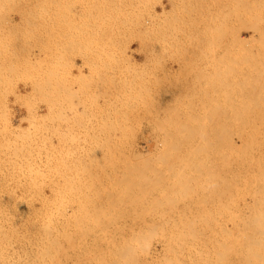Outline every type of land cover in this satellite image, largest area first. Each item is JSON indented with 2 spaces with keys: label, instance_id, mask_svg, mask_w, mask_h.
I'll use <instances>...</instances> for the list:
<instances>
[{
  "label": "rangeland",
  "instance_id": "1",
  "mask_svg": "<svg viewBox=\"0 0 264 264\" xmlns=\"http://www.w3.org/2000/svg\"><path fill=\"white\" fill-rule=\"evenodd\" d=\"M243 120L264 122V0H0V264H109L116 247L130 252L131 264H163L175 254L180 261L169 264H264V230L257 233L264 223L244 216L250 213L243 205L261 188H250L254 173L249 186L238 182L237 197L246 201L231 207L234 225L228 204L218 208L224 216L211 214L219 211L211 191L233 179L225 173L227 187L210 130L219 134L221 123ZM97 155L93 166L98 158L90 164V156ZM261 192L254 202L262 205L250 208L257 217H264ZM176 244L183 246L173 253Z\"/></svg>",
  "mask_w": 264,
  "mask_h": 264
},
{
  "label": "bare ground",
  "instance_id": "2",
  "mask_svg": "<svg viewBox=\"0 0 264 264\" xmlns=\"http://www.w3.org/2000/svg\"><path fill=\"white\" fill-rule=\"evenodd\" d=\"M85 10V9H84ZM128 12V11H127ZM83 13H85V12H83ZM26 14H28V13H26ZM33 14H34V12H33ZM40 14V13H39ZM43 14V13H42ZM41 14V15H42ZM47 14V13H46ZM53 14V13H52ZM68 14V13H67ZM69 14H70V12H69ZM87 14V13H86ZM167 14V13H166ZM49 15V14H48ZM55 15H56V13H55ZM60 15V14H59ZM58 15V16H59ZM28 16H30V15H28ZM37 16V15H36ZM52 16V15H51ZM64 16V15H63ZM79 16V15H78ZM77 16V17H78ZM162 16H163V14H162ZM31 18L33 17V16H30ZM68 16H66V18H67ZM28 18V17H27ZM51 18V17H50ZM60 18V17H59ZM65 18V17H64ZM63 18V19H64ZM33 19H34V17H33ZM36 19V18H35ZM34 19V20H35ZM39 19V18H38ZM43 19V18H42ZM46 19H48L47 17H46ZM68 19V18H67ZM162 19V18H161ZM29 20V19H28ZM51 20V19H50ZM37 21V20H36ZM40 21V20H39ZM43 21V20H42ZM47 21V20H46ZM30 22V21H29ZM28 21H27V23H29ZM48 22V21H47ZM31 23V22H30ZM38 23V22H37ZM40 23H42V22H40ZM63 23V22H62ZM48 24V23H47ZM60 24H61V22H60ZM35 25V24H34ZM28 26H30L29 24H28ZM35 26H37V25H35ZM40 26V25H39ZM46 25H44V27H45ZM38 27V26H37ZM41 27V26H40ZM43 27V26H42ZM52 27V26H51ZM62 27V26H61ZM53 28V27H52ZM33 29H34V27H33ZM37 29V28H36ZM64 29V28H63ZM82 29V28H81ZM85 30V29H84ZM84 32V31H83ZM57 34V33H56ZM87 34V33H86ZM85 34V35H86ZM47 35V34H46ZM80 36V35H79ZM224 36V35H223ZM86 37V36H85ZM35 38V37H34ZM40 38V37H39ZM56 38H59V37H57L56 36ZM71 38V37H70ZM43 39V38H42ZM48 39V38H47ZM81 39V38H80ZM61 40H63V38L61 39ZM67 40V39H66ZM70 40V39H69ZM224 40L225 39H223V42H222V46L224 47L225 45V43H224ZM54 41V40H53ZM56 41V40H55ZM64 41H65V39H64ZM83 41V40H82ZM85 41V40H84ZM69 42V41H68ZM35 43V42H34ZM34 43H33V45H34ZM38 43V42H37ZM42 43V42H41ZM62 43V42H61ZM87 43V42H86ZM32 44V43H31ZM56 44V43H55ZM54 44V45H55ZM63 44V43H62ZM32 45V46H33ZM37 45V44H36ZM46 45V44H45ZM59 45V44H58ZM65 45V44H64ZM67 45H68V43H67ZM75 45V44H74ZM73 45V46H74ZM87 45V44H86ZM63 46V45H62ZM70 46V45H69ZM78 46V45H77ZM50 48V47H49ZM53 48H55V47H53ZM60 48V47H59ZM64 48V47H63ZM69 48H71V46L69 47ZM80 48V47H79ZM82 48V47H81ZM32 49V48H31ZM78 49V48H77ZM222 50H224V52H225V49H223V48H221ZM30 50V49H29ZM67 50V49H66ZM70 50V49H69ZM228 50V49H227ZM57 51H60V50H57ZM68 51V50H67ZM74 50H72V52H73ZM79 51V50H78ZM76 52V51H75ZM227 52V51H226ZM38 54V53H37ZM63 54V53H62ZM62 54H60V55H62ZM65 54H67V53H65ZM73 54V53H72ZM85 54V53H84ZM87 54V53H86ZM151 54V53H150ZM154 54H155V52H154ZM46 55V54H45ZM59 55V56H60ZM227 55V54H226ZM229 55V54H228ZM227 55V56H228ZM148 56V55H147ZM48 57V56H47ZM61 57V56H60ZM62 57H64V56H62ZM151 58H152V56H151ZM46 59V58H45ZM40 61V60H39ZM42 61V60H41ZM51 64V63H50ZM71 64V63H70ZM56 66V65H55ZM61 66H63V65H61ZM64 67V66H63ZM141 68H142V66H141ZM68 74V73H67ZM65 75V74H64ZM245 77H247V76H245ZM233 78V77H232ZM248 78V77H247ZM234 79V78H233ZM62 84V83H61ZM224 84V83H223ZM230 84V83H229ZM227 86V85H226ZM226 86H224V87H226ZM230 87V86H229ZM77 90V89H76ZM68 91V90H67ZM73 91V90H72ZM112 91V90H111ZM224 91V90H223ZM78 92H79V90H78ZM84 92V91H83ZM130 92V91H129ZM132 92V91H131ZM51 93V92H50ZM63 93V92H62ZM66 93V92H65ZM69 93V92H68ZM93 93V92H92ZM91 93V94H92ZM134 93V92H133ZM83 94V93H82ZM112 94H115V92H113ZM117 94H119V93H117ZM121 94V93H120ZM76 95V94H75ZM100 95V94H99ZM96 96V95H95ZM42 97V96H41ZM97 97V96H96ZM113 97V96H112ZM65 98H67V96L65 97ZM95 98V97H94ZM55 99V98H54ZM215 100V99H214ZM72 101V100H71ZM94 101V100H93ZM77 102V101H76ZM78 103V102H77ZM95 103V102H94ZM219 103V102H218ZM72 104H74V103H72ZM83 108V107H82ZM75 109V108H74ZM85 110V109H84ZM29 112H32V110H29ZM73 113H74V111H72ZM82 112V110L79 112V114ZM72 113V114H73ZM76 114V113H75ZM85 114V113H84ZM63 115V114H62ZM86 115V114H85ZM32 116V115H31ZM64 116V115H63ZM70 117V116H69ZM82 117V116H81ZM93 117V116H92ZM94 118V117H93ZM100 118V117H99ZM213 118V117H212ZM253 118V117H252ZM255 118V117H254ZM85 119V118H84ZM243 119V118H242ZM245 119V118H244ZM62 120H64V119H62ZM67 120V119H66ZM47 121V120H46ZM89 121V120H88ZM214 123L216 122V119H215V121H213ZM71 123H72V121H71ZM85 123V122H84ZM74 124V123H73ZM79 124V123H78ZM90 124V123H89ZM216 124V123H215ZM222 124V127H220V132H219V134H217L218 133V131L216 132V130H217V128L213 131V132H211V130H210V133H212V134H210V135H213L212 136V138H213V140H212V138H211V144H210V146H209V148H212V149H210L211 150V152L212 151H215V152H217L218 151V148H220V153H221V160L219 159V157H218V159L221 161V168H220V173L221 174H225V173H231L232 174V176H231V174H230V177H231V179H233V181L231 182L232 183V185H229V187H228V185L227 184H230V178H228L229 177V175H224V176H228L227 177V179L229 180H224V183H226L227 181L229 182H227L226 183V185H227V187L228 188H226V187H221L222 188V190L220 191L219 190V188H217V189H215L214 190V188H213V193H212V191H211V193H210V196H211V194H213V202L215 201V202H217L218 201V199H219V197L223 200L222 201V207H221V204H219V203H215L214 202V204H217V205H219V206H217L216 207V209L215 210H219V209H222V210H224V208L225 207H227L226 209H228V212L225 210V212L227 213V214H229L230 212V214L232 215V208L231 207H233L234 208V206H235V204H236V201H237V204H238V202L240 201L242 204H243V200L244 199H242V198H244L245 197V195H244V197H237L238 195L239 196H241L240 194H238L239 193V188H238V182H242V181H244V184L248 181H250L251 180V177H248V175H249V173H254L255 174V176H252V180L253 181H255L256 180V182H257V180H258V182L257 183H259V182H262V184L260 185V183L259 184H257L256 182H255V186H253L254 184H252L251 185V181H250V188H256V186H257V188L256 189H258L260 186H261V188H264V186H262V185H264V180H262V177H264V176H259V175H256V172H254V170H257L258 171V173L260 174V172H264V164H262L261 162L262 161H264V122H244V120H243V122H241V123H221ZM218 125V124H217ZM217 125H214L215 127L217 126ZM54 126V125H53ZM73 126V125H72ZM84 126V125H83ZM37 127V126H36ZM43 127H45V126H43ZM68 127V126H67ZM87 127V126H86ZM218 127V126H217ZM57 128V127H56ZM69 128V127H68ZM79 128V127H78ZM81 128H82V126H81ZM99 128H100V126H99ZM222 128V129H221ZM98 129V128H97ZM212 129V128H211ZM45 130V129H44ZM43 131V130H42ZM83 131V130H82ZM92 131H94L93 129H92ZM101 131V130H100ZM41 132V131H40ZM56 132V131H55ZM67 132V131H66ZM96 132V131H95ZM98 132V134H99V130L97 131ZM69 133V132H68ZM73 134V133H72ZM70 135V134H69ZM217 135V136H216ZM79 136V135H78ZM220 138H219V137ZM69 137V136H68ZM78 138V137H77ZM64 139V138H63ZM74 139V138H73ZM88 139V138H87ZM237 139H238V141H239V146L238 145H236V141H237ZM69 140H70V137H69ZM72 140V139H71ZM99 140H100V138H99ZM153 140V139H152ZM67 141H68V139H67ZM84 141V140H83ZM91 141V140H90ZM93 141V140H92ZM94 141H95V139H94ZM158 141V140H157ZM160 141V140H159ZM184 142H193L194 140H190V139H185V140H183ZM88 142V141H87ZM100 142V141H99ZM101 144H103V142H104V140H101ZM107 142V141H106ZM155 142V141H154ZM160 142H162V140L160 141ZM68 143V142H67ZM84 143V142H83ZM89 143V142H88ZM108 143V142H107ZM106 143V144H107ZM156 143V142H155ZM158 143V142H157ZM105 144V143H104ZM98 145V144H97ZM156 145V144H155ZM158 145V144H157ZM68 146V145H67ZM66 146V147H67ZM82 146V145H81ZM92 146V145H91ZM102 146V145H101ZM75 147V146H74ZM94 147V146H93ZM97 147V146H96ZM95 147V148H96ZM100 147V146H99ZM107 147V146H106ZM82 148V147H81ZM90 148V147H89ZM109 148V147H108ZM154 148V147H153ZM155 148H157V147H155ZM155 148H154V150H155ZM63 149H64V146H63ZM67 149V148H66ZM88 149V148H87ZM86 149V150H87ZM94 149V148H93ZM92 148H91V151L93 150ZM100 150H101V148H99ZM107 149V148H106ZM96 150V149H95ZM102 150H104V148L102 149ZM83 151V150H82ZM88 151H90V150H88ZM149 151V150H148ZM93 152H95V151H93ZM101 152V151H100ZM105 152V151H104ZM113 152V151H112ZM109 153V152H108ZM87 155V154H86ZM85 155V156H86ZM110 155V154H109ZM149 155V154H148ZM212 155V154H211ZM215 155V154H214ZM49 156V155H48ZM99 155H97V157L96 156H90L91 158H90V164H91V162L94 160L95 162H96V159L98 158V162H94L93 161V164L95 163V165H93V166H96L97 164H99V162L101 161V160H99V158L101 159V155L98 157ZM114 156V155H113ZM112 156V157H113ZM123 155H120L119 157H122ZM146 156V155H145ZM87 157V156H86ZM106 156L104 155L102 158H105ZM124 157V156H123ZM48 158V157H47ZM137 158V157H136ZM260 158H261V160H260ZM216 159V158H215ZM217 159V163H218V160ZM258 159V160H257ZM92 160V161H91ZM129 160H130V158H129ZM143 160V159H142ZM259 161H261V162H259ZM257 162V163H256ZM102 163V162H101ZM103 163H104V161H103ZM213 163V162H212ZM211 163V164H212ZM260 163V164H259ZM258 164V165H257ZM108 165V164H107ZM207 165V164H206ZM262 165V166H261ZM105 166V165H104ZM148 166V165H147ZM150 166V165H149ZM188 166V165H187ZM190 166V165H189ZM210 167H212V166H210ZM98 168V167H97ZM109 168V167H108ZM192 168H194V167H192ZM214 168H215V170H214V174H215V177H217L220 173L217 171L218 170V166L216 165V161H215V165H214ZM191 169V168H190ZM262 170V171H260V170ZM188 170V169H187ZM95 171V170H94ZM211 171V170H210ZM110 172V171H109ZM112 172V171H111ZM131 174V173H130ZM199 174V173H198ZM208 174V173H207ZM238 174L241 176V178L242 179H240L239 177H238ZM262 174H264V173H262ZM247 175V176H246ZM252 175V174H251ZM261 175V174H260ZM221 176V175H220ZM235 176H236V178H235ZM261 178H259V177ZM219 177V176H218ZM222 177V179H223V176H221ZM254 177V178H253ZM255 177H258L259 179H257V178H255ZM246 178V179H245ZM224 179H225V177H224ZM239 179H240V181H239ZM244 179V180H243ZM223 181V180H222ZM246 181V182H245ZM221 182V181H220ZM216 183H219V182H216ZM223 183V184H224ZM253 183V182H252ZM120 184V183H119ZM243 184V183H242ZM242 185V187H243V190H245V189H249V187H247L246 188V184L245 185ZM225 185V184H224ZM223 185V186H224ZM240 185V184H239ZM207 186H209L208 184H207ZM218 186H221V183H220V185L218 184ZM247 186H249V184H247ZM259 186V187H258ZM215 187V186H214ZM244 187H245V189H244ZM134 188V187H133ZM216 188V187H215ZM224 188H226V189H228L227 191V193H226V189H224ZM238 188V189H237ZM261 188H259V189H261ZM89 189V188H88ZM116 189V188H115ZM135 189V188H134ZM152 189V188H151ZM241 189V188H240ZM258 189V191L256 192V196L257 197H255V198H253L252 200H251V192L249 193V190H246L247 191V195L248 196H250V198L249 197H247V200H251V202L253 201V203L251 204V205H249V204H247V205H243V206H245V208H247V210H249V216H251V214H254V215H252V216H254L253 218H251V217H249L247 214L246 215H244L245 216V219H247L246 221H245V219L243 218L242 220H244L245 222H248V223H250V222H258L259 223V221H261V223H264V219H262V218H264V217H261L260 215H262V216H264V213H262V212H264V211H261L260 209H259V216L260 217H257V214L256 213H258V209L257 210H254L256 213H252V211L250 212V208H252L251 206H258V204L261 206L262 205V203L260 204V201H259V203H255L254 201L256 200V202H258L257 201V198H259V197H261V196H259V194L260 193H258V192H261L262 190H264V189H261V190H259ZM130 190V189H129ZM144 190H146V189H143V191ZM154 190V189H153ZM203 190H204V188H203ZM202 190V191H203ZM211 190H212V187H211ZM242 190V191H243ZM253 190H255V189H253ZM83 191V190H82ZM87 191V190H86ZM120 191H121V188H120ZM152 191V190H151ZM209 191H210V189H209ZM215 191V192H214ZM250 191H252V189L250 190ZM85 192V191H84ZM139 192V191H138ZM141 192V191H140ZM206 192V191H205ZM262 192H264V191H262ZM262 192H261V195L262 196H264V194H262ZM90 193V192H89ZM126 193V192H125ZM130 193L132 194V192H131V190H130ZM204 193V192H203ZM209 193V192H208ZM214 193H216L215 194V196H214ZM258 193V194H257ZM86 194H88V192H86ZM124 194V193H123ZM123 194H121V192H120V195H123ZM225 194H227V196H229L228 197V199H229V201H228V203H226L227 201H224V196H225ZM243 194V193H242ZM250 194V195H249ZM253 194L254 193H252V197H254L253 196ZM119 195V194H118ZM126 195V194H125ZM128 195V194H127ZM134 195V194H133ZM90 196V195H89ZM117 196V195H116ZM130 196V195H129ZM138 195H135V197H137ZM208 196H209V194H208ZM80 197V196H79ZM120 198H121V200H122V197L121 196H119ZM124 197V196H123ZM133 198V199H135L136 200V198ZM140 197H141V195H140ZM205 197V196H204ZM155 198H157L156 196H155ZM207 198V197H206ZM238 198V199H237ZM249 198V199H248ZM110 199V198H109ZM139 199V198H138ZM209 199V198H208ZM239 199H241V200H239ZM158 200V199H157ZM205 199H203V201H204ZM258 200H260V199H258ZM111 201V200H110ZM120 201V200H119ZM141 201V200H140ZM143 201V200H142ZM146 201V200H145ZM210 201H212V200H210ZM244 201H246V200H244ZM102 202V201H101ZM115 202V201H114ZM137 202V201H136ZM212 202V203H213ZM218 202H221V200L220 201H218ZM63 203V202H62ZM154 203V202H153ZM156 203V202H155ZM167 203V202H166ZM59 204H61V203H59ZM120 204V203H119ZM132 204H134V203H132ZM203 204H206V203H203ZM214 204H212L213 206H214ZM225 204V206L223 207V205ZM226 204H228L227 206H226ZM240 204V203H239ZM256 204V205H255ZM129 205V204H128ZM138 205V204H137ZM155 205V204H154ZM194 205V204H193ZM200 205H201V203H200ZM207 205V204H206ZM210 205V204H209ZM208 205V206H209ZM113 206V205H112ZM161 206V205H160ZM165 206V205H164ZM247 206H249V208L247 207ZM124 207V206H123ZM146 207H147V204H146ZM145 207V208H146ZM133 208V207H132ZM219 208V209H218ZM235 208L237 209V207L235 206ZM257 208H259V207H257ZM111 209V208H110ZM128 209V208H127ZM143 209H144V207H143ZM195 209V208H194ZM206 209V208H205ZM235 209V210H236ZM140 210H142V209H140ZM150 210V209H149ZM222 210H219V211H215L214 213L213 212H211V214L212 215H215V214H219L220 215V217L221 216H224V213L223 214H221V211ZM234 210V213H236V211ZM130 211H132V210H130ZM188 211V210H187ZM194 211V210H193ZM261 211V212H260ZM122 212V211H121ZM150 212V211H149ZM198 212V211H197ZM126 213V212H125ZM134 213V212H133ZM140 213V212H139ZM138 213V214H139ZM145 213V212H144ZM146 213H148L147 211H146ZM145 213V214H146ZM206 214H203V215H206V216H211L210 215V212H209V215H207V212H205ZM238 213V212H237ZM143 214V213H142ZM202 214V213H201ZM227 214H225V216H228L227 218H228V220H227V218H225L226 220H227V222H231V224L230 223H228L229 225H234V221H233V219H234V215H232L233 217H231V218H233V219H231L230 218V214L229 215H227ZM242 214V213H241ZM115 215V214H114ZM118 215V214H117ZM123 215H124V213H123ZM137 214H135V216H136ZM147 215V214H146ZM152 215V214H151ZM160 215V214H159ZM177 215V214H176ZM179 215V214H178ZM193 215V214H192ZM237 215L238 214H236L235 216V218H237ZM119 216V215H118ZM138 216V215H137ZM140 216V215H139ZM196 216V215H195ZM197 216H198V214H197ZM218 215H216V217H217ZM241 216H243V215H241ZM112 217V216H111ZM114 217V216H113ZM147 217V216H146ZM171 217V216H170ZM178 217V216H177ZM179 217H181V216H179ZM208 217V218H209ZM246 217H249V219L248 218H246ZM257 217V218H256ZM117 218V217H116ZM151 218V217H150ZM200 218H201V221H202V219H204V222H202V223H205L207 220H205V218L204 217H201L200 216ZM250 218H251V220H250ZM258 218H259V221H258ZM110 219V218H109ZM112 219V218H111ZM113 219H115V218H113ZM118 219V218H117ZM134 219V218H133ZM148 219V218H147ZM160 219V218H159ZM162 219V218H161ZM177 219V218H176ZM212 219V218H211ZM229 219H231V220H229ZM95 222H96V220L95 219H93ZM108 220V219H107ZM124 220H125V218H124ZM130 220V219H129ZM128 220V221H129ZM213 220V219H212ZM215 221L216 220H218V219H214ZM220 220V219H219ZM226 220L224 221V219L222 220V221H224V222H226ZM249 220V221H248ZM254 220V221H253ZM122 221V220H121ZM141 221V220H140ZM160 221V220H159ZM163 221V220H162ZM174 221V220H173ZM177 221V220H176ZM182 221V220H181ZM181 221H179V223L181 222ZM184 221V220H183ZM185 221H186V219H185ZM236 221H237V219H236ZM236 221H235V223H236ZM95 222H93V224H95ZM112 222V221H111ZM115 221H113V223H114ZM139 222V221H138ZM164 222V221H163ZM175 222V221H174ZM190 223H191V221H189ZM197 222V221H196ZM209 222V221H208ZM214 222V221H213ZM217 222V221H216ZM215 222V223H216ZM240 222H241V220H240ZM110 223V221L108 222V224ZM145 224H146V222H144ZM148 223V222H147ZM150 223V222H149ZM160 223V222H159ZM165 223H167V222H165ZM207 223V222H206ZM203 224V225H207V224ZM217 223H219V222H217ZM216 223V224H217ZM222 223V222H221ZM238 223H239V220H238ZM244 223V222H243ZM20 224V223H19ZM22 224V223H21ZM24 224V223H23ZM97 224V223H96ZM95 224V225H96ZM117 224V223H116ZM158 224V223H157ZM209 224H211V223H208V225ZM246 225H247V223H245ZM257 224V223H256ZM255 224V225H256ZM98 225V224H97ZM110 225V224H109ZM144 225V224H143ZM161 225V224H160ZM180 225H182V223L180 224ZM193 224H191L190 225V227L192 226ZM212 225H214V224H212ZM224 225V224H223ZM245 225V226H246ZM250 225V224H249ZM260 224H258V226H259ZM16 226V225H15ZM20 226H22V225H20ZM94 226V225H93ZM92 226V227H93ZM150 226V225H149ZM163 226H165V225H163ZM174 226V225H173ZM222 226V225H221ZM226 226V225H225ZM258 226H257V228H258ZM261 226V225H260ZM259 226V227H260ZM17 227V226H16ZM115 227V226H114ZM145 227H147L146 225H145ZM152 227H154V226H152ZM158 226H156V228H157ZM176 227V226H175ZM184 227V226H183ZM190 227H188V225H187V228L189 229ZM205 227V226H204ZM206 227H208V226H206ZM236 227V226H235ZM247 227V226H246ZM262 227V226H261ZM25 228V227H24ZM94 228V227H93ZM150 228H151V226H150ZM160 228V227H159ZM211 228V227H210ZM218 228V227H217ZM220 229H221V227H219ZM244 228V227H243ZM15 229V228H14ZM21 229V228H20ZM122 228L120 227V230H121ZM147 229V228H146ZM177 229H178V227H177ZM187 229V230H188ZM191 229L192 228H190V231H191ZM203 229V228H202ZM201 229V230H202ZM207 229V228H206ZM238 229V228H237ZM249 229V228H248ZM97 230V229H96ZM100 230V229H99ZM105 230V229H104ZM117 230H119V229H117ZM139 230V229H138ZM144 230V229H143ZM152 230V229H151ZM151 230H147V232H148V238L150 239V237H151V235L153 236V235H155L156 233H155V231H154V234H150V232L152 233L153 232V230L151 231ZM158 230V229H157ZM166 230V229H165ZM186 230V231H187ZM193 231H194V229H192ZM198 230V229H197ZM210 230V229H209ZM240 230V229H239ZM261 230H264V229H259V231L257 230V233H259ZM109 231V230H108ZM122 231V230H121ZM159 231V230H158ZM160 231H162V227H161V230ZM179 231H180V229H179ZM184 231V230H183ZM193 231H191V232H193ZM204 231V230H203ZM211 231V230H210ZM94 232H96V231H94ZM99 231H97L96 233H98ZM115 232V231H114ZM119 232V231H118ZM140 234H141V232L140 231H138ZM157 232V231H156ZM163 232V231H162ZM162 232H159V233H162ZM165 232V231H164ZM171 232V231H170ZM206 232V231H205ZM218 232H219V230H218ZM245 232V231H244ZM251 232H254V231H251ZM101 233L102 234H105V233H103L102 231H101ZM100 232L98 233V234H101ZM182 233V232H181ZM181 233H180V236H181ZM194 233H196V231H194ZM193 233V234H194ZM200 233H204V232H202V231H200ZM249 233V232H248ZM108 234V233H107ZM193 234H191V235H189L188 233H187V237H189V238H191V236L193 235ZM228 234V233H227ZM261 235H262V231H261V233H260ZM95 235V234H94ZM106 235V234H105ZM147 235H146V237H147ZM175 235H178V237H179V232H178V234H175ZM174 235V236H175ZM183 235V234H182ZM189 235V236H188ZM200 235L201 234H199L198 236L200 237ZM226 235V234H225ZM236 235V234H235ZM235 235H234V238H235ZM253 235V234H252ZM98 236V235H97ZM96 236V237H97ZM100 236H102V235H100ZM109 236V235H108ZM113 236V235H112ZM115 236V235H114ZM150 236V237H149ZM158 236V235H157ZM156 236V237H157ZM168 236H170L169 234H168ZM197 236V235H196ZM195 236V237H196ZM202 236V235H201ZM228 236H229V234H228ZM244 236H246V235H244ZM248 236H250V235H248ZM248 236H246V237H248ZM258 236V235H257ZM123 236H117V239L118 238H122ZM139 237V241H140V244H142V242H144L145 240H142L143 238L142 237H145L144 236V233H143V236H142V234H141V236L139 235L138 236ZM160 238H162V239H164L165 237H167L166 235L164 236V238H163V236L161 237V236H159ZM158 237V238H159ZM178 237H176L177 238V242H178V240L180 239V237L178 238ZM183 237V236H182ZM238 237V236H237ZM243 237V236H242ZM255 237V236H254ZM92 238H93V236H92ZM101 238V237H100ZM99 238V239H100ZM111 237H109L108 238V241L109 240H111L110 239ZM142 238V239H141ZM152 238V237H151ZM172 238V237H171ZM207 238H208V236H207ZM228 238V237H227ZM245 238V237H244ZM253 238V237H252ZM256 238V237H255ZM262 238H264V236H262ZM148 239V240H149ZM154 239H155V236H154ZM157 239V238H156ZM167 239V238H166ZM174 239H175V237H174ZM187 239V238H186ZM191 239H193V240H195V241H197L196 240V238L194 239V235L192 236V238ZM190 239V241H192ZM199 239V238H198ZM202 239V238H201ZM245 239H247V238H245ZM259 239V238H258ZM258 239H254V240H258ZM92 240V239H91ZM97 240V239H96ZM100 240H104V241H106V238H103L102 237V239H100ZM114 240H115V238H114ZM151 240V239H150ZM160 240V239H159ZM165 240V239H164ZM163 240V241H164ZM172 240H173V238H172ZM172 240H171V243H172ZM250 240H253V239H251L250 238ZM262 240H264V239H262ZM93 241H95V240H93ZM103 241V242H104ZM112 241H113V239H112ZM153 241V240H152ZM161 241V240H160ZM159 241V242H160ZM162 241V242H163ZM168 241H170V240H168ZM176 241V240H175ZM188 241V243H189V240H187ZM187 241H185V244L187 245ZM210 241V240H209ZM224 241V240H223ZM242 241V240H241ZM259 241L261 242V239H259ZM92 242V241H91ZM151 242V241H150ZM150 242H149V244H150ZM167 242V241H166ZM192 242H194V241H192ZM192 242H190V245H192L191 243ZM198 242H199V240H198ZM202 242V241H201ZM204 242H205V240H204ZM211 242V241H210ZM215 242L217 243V241L215 240ZM221 242V241H220ZM238 242L239 241H237V244H238ZM247 242V241H246ZM256 241H254V243H255ZM260 242H259V244H260ZM262 242H264V241H262ZM93 243V242H92ZM107 243V241L105 242V244ZM115 243V242H114ZM155 243H156V241H155ZM168 243V242H167ZM166 243V244H167ZM176 243V242H175ZM174 243V241H173V243L172 244H170L171 246L173 245V244H175ZM181 243H183V240L182 241H180V244ZM200 243V242H199ZM208 243V242H207ZM215 243V244H216ZM245 243V242H244ZM253 243V244H254ZM258 243V242H257ZM257 243H255L254 244V247H255V245H257ZM96 244V243H95ZM94 244V245H95ZM98 244V243H97ZM162 244V243H161ZM164 244V243H163ZM169 244V243H168ZM221 244V243H220ZM220 244H218L217 246H221ZM224 244H225V242H224ZM229 244V243H228ZM227 244V245H228ZM236 244V245H237ZM242 244V243H241ZM246 244V243H245ZM249 244V243H248ZM247 244V245H248ZM252 244V242H250V244L249 245H251ZM99 245H100V243H99ZM98 245V246H99ZM102 245V244H101ZM143 245H144V243H143ZM142 245V246H143ZM165 245V244H164ZM189 245V244H188ZM187 245V248L189 247V248H193V246H195V245H193V246H188ZM204 245V244H203ZM233 245V244H232ZM232 245H231V248H232ZM144 246H146L147 247V245H144ZM150 246V245H149ZM166 246V245H165ZM175 246H177V250H172V252L173 253H175L176 251H178L179 250V248L181 249V247L180 246H183V245H178V244H176ZM216 246V245H215ZM224 246V245H223ZM230 246V245H229ZM234 246H235V243H234ZM246 246V245H245ZM258 246V245H257ZM103 247H105V246H103ZM146 247H145V249H146ZM169 247V245L166 247V248H168ZM173 247V246H172ZM214 247V246H213ZM248 247V246H247ZM251 246H249V248H250ZM161 248V247H160ZM173 248H175V247H173ZM173 248H168V249H166V251H168L169 252V249L171 250V249H173ZM183 248V247H182ZM195 248H196V246H195ZM195 248H193V250H194V252H196V253H200V251H196L195 250ZM205 248V247H204ZM212 248V247H211ZM217 248V247H216ZM222 248V247H221ZM225 248H226V246H225ZM230 248V249H231ZM248 248V249H249ZM100 249V248H99ZM98 249V250H99ZM148 249V248H147ZM158 249V248H157ZM165 249V248H164ZM205 249H207V248H205ZM254 249H256V248H253V250ZM94 250H95V248H94ZM109 250V249H108ZM107 250V251H108ZM114 251H113V253H111L112 255V257L110 258V260H109V264H131L132 262H130V260H128L127 259V254H130V252H128V251H126V250H124V249H118L117 247H116V249H113ZM149 250V249H148ZM162 250V249H161ZM193 250H191V251H193ZM228 251H229V248L227 249ZM227 250L225 249V251H226V253H228L227 252ZM233 250V249H232ZM237 250V249H236ZM252 250V249H251ZM262 250V249H261ZM101 251H104V250H101ZM147 251V250H146ZM149 251H151V250H149ZM181 251H183V250H181ZM186 251V250H185ZM191 251H189V252H191ZM223 251H224V249H223ZM241 251V250H240ZM249 251H250V249H249ZM256 251V250H255ZM254 251V252H255ZM99 252V251H98ZM164 252V251H163ZM171 252V251H170ZM171 252V253H172ZM184 252V251H183ZM193 252V253H194ZM213 252H215V251H213ZM212 252V253H213ZM232 252V251H231ZM257 252V251H256ZM258 252H260V251H258ZM105 253V252H104ZM144 254H143V256L142 257H144V255H145V252H143ZM147 253V252H146ZM149 253V252H148ZM158 253V252H157ZM160 253V252H159ZM158 253V254H159ZM166 253L167 252H164L163 254L164 255H166ZM173 253L171 254V255H173ZM185 253V255H186V257H189V259L188 260H192V257L190 258V256H187V254H186V252H184ZM192 253V252H191ZM191 253H190V255H191ZM193 253H192V255L191 256H194L193 255ZM202 253V252H201ZM207 253H209V252H207ZM211 253V252H210ZM217 253V252H216ZM107 254V253H106ZM153 254V253H152ZM162 254V253H161ZM160 254V255H161ZM168 254V253H167ZM183 254V253H182ZM182 254H180V255H182ZM203 254V253H202ZM237 254V253H236ZM247 254V253H246ZM262 254H264V252H262ZM26 255V254H25ZM99 255V254H98ZM150 255V254H149ZM149 255H148V257H149ZM175 255H177V260L175 259V263H177V262H179L180 261V259L178 258V254H175ZM179 255V256H180ZM198 255V254H197ZM196 255V256H197ZM204 255V254H203ZM222 255L223 254H221V256L220 257H222ZM233 255V254H232ZM249 255H250V253H249ZM248 255V256H249ZM252 255V254H251ZM255 255H256V253H255ZM258 255V254H257ZM255 256V258L256 257H258L259 256V258H261L260 257V255H258V256ZM103 256H104V254H103ZM146 256H147V254H146ZM145 256V257H146ZM155 256V255H154ZM157 256V255H156ZM168 255H166V257H167ZM183 256H184V254H183ZM199 256V255H198ZM205 256V255H204ZM208 256H209V254H208ZM207 256V257H208ZM215 256V255H214ZM240 256V255H239ZM93 257H94V255H93ZM100 257H101V255H100ZM107 257V256H106ZM141 257V258H142ZM147 257V258H148ZM161 257V256H160ZM169 257H171L170 255H169ZM174 257H171L172 259L174 258ZM185 257V256H184ZM184 257H183V260L185 261L186 259H184ZM229 257V256H228ZM252 257H253V255H252ZM12 258V257H11ZM104 258V257H103ZM140 258V259H141ZM158 258V257H157ZM170 258V259H171ZM180 258H181V256H180ZM217 258V260H218V257H216ZM236 258V257H235ZM258 258V259H259ZM91 259V258H90ZM96 259H98V258H96ZM100 259V258H99ZM98 259V260H99ZM139 259V260H140ZM150 259H151V257H150ZM165 259V258H164ZM170 259H168V260H170ZM178 259H179V261H178ZM194 259H195V257H194ZM201 259V258H200ZM219 259H221V261L223 260V257L222 258H219ZM225 259H226V257H225ZM238 259V258H237ZM257 259V258H256ZM101 260V262L99 263L98 261V263L99 264H108V263H106V261L107 260H103V259H100ZM99 260V261H100ZM152 260H154V259H152ZM168 260H166L165 259V262H163V264L164 263H166V264H169V262H171V261H173V260H170V261H168ZM182 260V259H181ZM204 260V259H203ZM208 260V259H207ZM211 260V259H210ZM240 260V259H239ZM245 260V258L243 259V261ZM260 260V259H259ZM262 260H264V258H262ZM91 261H92V259H91ZM158 261H160V258H159V260ZM162 261H164L163 259H162ZM167 261V262H166ZM196 261H198V259L196 260ZM202 261V260H201ZM212 261H213V259H212ZM211 261V262H212ZM214 261H215V264H216V260L214 259ZM219 261V260H218ZM233 261V260H232ZM231 260H230V263H237L238 262V260H236V261H234V262H232ZM251 261V260H250ZM253 261H254V259H253ZM84 262V261H83ZM92 262H94V260L92 261ZM146 262V261H145ZM174 262V261H173ZM193 262H195V261H193ZM199 262V261H198ZM204 262H205V260H204ZM207 262H209V261H207ZM207 262H205L206 264H207ZM211 262H209V263H211ZM222 262H224V261H222ZM226 262H228L227 260H226ZM256 262V261H255ZM90 263V262H89ZM149 263V262H148ZM147 263V264H148ZM160 263V262H159ZM174 263V264H175ZM186 263V262H185ZM192 263V262H191ZM201 263V262H200ZM205 263H203V264H205ZM221 263V262H220ZM219 263V264H220ZM243 263H245V262H243ZM252 263V262H251ZM260 263V262H259ZM261 263H264V262H262L261 261ZM141 264V263H140ZM154 264V263H153ZM157 264V263H156ZM160 264H162V263H160ZM171 264V263H170ZM179 264V263H178ZM180 264H181V262H180ZM194 264V263H193ZM197 264V263H196ZM223 264V263H222ZM256 264V263H255Z\"/></svg>",
  "mask_w": 264,
  "mask_h": 264
}]
</instances>
